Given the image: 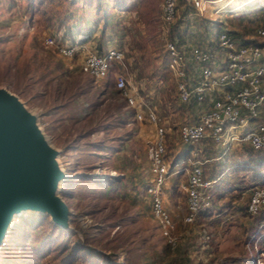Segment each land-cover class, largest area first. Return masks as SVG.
<instances>
[{
    "label": "rangeland",
    "instance_id": "rangeland-1",
    "mask_svg": "<svg viewBox=\"0 0 264 264\" xmlns=\"http://www.w3.org/2000/svg\"><path fill=\"white\" fill-rule=\"evenodd\" d=\"M220 2L228 10L221 21L232 33L254 36L264 26V0ZM160 3L0 0V89L34 116L56 151L55 163L65 177L57 195L72 227L61 229L37 211L14 214L0 244V264H92L93 256L95 264H165L172 258L177 264H264V229L255 230V218L244 210L250 189L264 181V167L249 161L248 149L200 142L198 160L204 161V177L212 183L207 209L190 224L182 221L185 197L178 189L185 176L166 180L161 196L173 223L167 243L151 217L145 192L153 127L133 119L114 89L111 72L94 80L80 71L86 53L121 49L129 83L168 128L165 144L172 160L183 148L177 127L194 116L176 100L166 70L157 22ZM186 6L178 0V17ZM202 18L206 42L217 28L225 29L215 16ZM186 26V34L194 37V29ZM45 37L53 45H45ZM62 46L73 54L62 56Z\"/></svg>",
    "mask_w": 264,
    "mask_h": 264
},
{
    "label": "built area",
    "instance_id": "built-area-1",
    "mask_svg": "<svg viewBox=\"0 0 264 264\" xmlns=\"http://www.w3.org/2000/svg\"><path fill=\"white\" fill-rule=\"evenodd\" d=\"M220 1L185 0L192 16L217 19L228 12L222 9L224 4ZM260 16L264 21V5L260 7ZM177 17L178 0H161L157 22L166 70L176 100L181 104L193 103L198 116L195 121L177 127L178 143L191 145L188 155L179 161L167 159L168 128L154 108L142 103L136 88L129 83L121 49L108 47L86 53L80 64V71L94 80L103 79L111 72L114 89L125 107L131 109L133 119L153 127V138L146 151L150 178L145 192L151 217L167 243L171 241L173 223L163 206L161 192L170 176L178 173L185 176L179 184L185 197L183 222L192 223L197 213L209 205L207 191L212 182L204 178V161L198 160L196 145L200 141L207 139L224 148L245 145L252 151L264 152V26L256 29L253 40L246 43H238L223 29L215 31L212 47L189 45L184 52L168 40L170 25ZM43 42L53 45L51 37H45ZM58 51L66 57L74 52L68 46ZM261 211H264V181L250 189L245 204L249 216ZM258 229H264V219L257 225Z\"/></svg>",
    "mask_w": 264,
    "mask_h": 264
},
{
    "label": "water",
    "instance_id": "water-1",
    "mask_svg": "<svg viewBox=\"0 0 264 264\" xmlns=\"http://www.w3.org/2000/svg\"><path fill=\"white\" fill-rule=\"evenodd\" d=\"M37 128L34 116L0 89V244L10 218L23 210L45 213L53 225L72 230L64 225L70 221L66 204L54 192L56 151Z\"/></svg>",
    "mask_w": 264,
    "mask_h": 264
},
{
    "label": "trees",
    "instance_id": "trees-1",
    "mask_svg": "<svg viewBox=\"0 0 264 264\" xmlns=\"http://www.w3.org/2000/svg\"><path fill=\"white\" fill-rule=\"evenodd\" d=\"M143 7L144 6L140 4V6L138 8V12H139L141 18H143ZM202 17H204V16H202ZM202 17L192 16L191 15V9L188 6L182 8L180 13H179V17H177L173 21V23L170 25V30L168 33V40L172 41L178 49H182L184 52L187 51L189 45H197L199 47H212L213 46L212 42L211 41L206 42L204 37H203V34H201L202 27H203V29H206V25L203 24V26H202V21H201L203 19ZM187 24L192 29H194V31H193L194 37H193V35L188 36V34H186V32H187V28H186L187 26L186 25ZM181 25H183L182 28L180 27ZM217 30H219V28ZM182 105H185V107L187 106L192 110V114L194 116L192 121H195L198 117L197 113L195 112V110H196V107H194L195 105L193 103L182 104ZM192 121H190V122H192ZM200 142L196 145V147H198V145H200ZM241 146H244L245 148H247L249 153H251L252 159L249 160L250 162H252L254 165L259 164L261 167H264V152H262V153L255 152V151H252L251 149H249L245 145H241ZM190 148H191V145H187V146L183 145L182 149H184V151L187 152V150ZM185 157H186L185 153H180L172 159V162L179 161ZM244 210H245V207H244ZM261 213L262 212H260L259 214L255 215V216H252L255 218L254 220L256 222L254 225L255 230H256L257 225L259 223H261L264 219V214L261 215ZM53 227H55V226H53ZM85 248L86 247H84L83 251H85L87 254H91V251L89 249L87 250ZM93 258H94V256L92 257V264H95L96 261ZM165 264H177L176 259L172 258V260L170 262L165 263Z\"/></svg>",
    "mask_w": 264,
    "mask_h": 264
},
{
    "label": "crops",
    "instance_id": "crops-1",
    "mask_svg": "<svg viewBox=\"0 0 264 264\" xmlns=\"http://www.w3.org/2000/svg\"><path fill=\"white\" fill-rule=\"evenodd\" d=\"M261 17V16H260ZM262 20V19H261ZM219 21H221V18L220 19H218V22ZM263 21V20H262ZM218 22H216V23H218ZM222 22V24H219L218 23V27H220V25L221 26H223L227 31H228V33L238 42V43H246V42H248V41H251V40H253V38H254V36H247V35H239L238 36V34H234V33H232V31H230V29H228V27L226 26V23H225V21H221ZM264 22V21H263ZM224 23V24H223ZM218 29V28H217ZM216 29V31H218ZM219 30H221L220 28H219ZM255 34V33H254ZM180 145H182V144H180ZM183 146V145H182ZM176 153V155H178V154H180V153H185V155L187 156L188 155V152H185L184 151V149H180V150H178V151H175ZM204 175V174H203ZM174 176V175H173ZM205 178V177H204ZM206 179V178H205ZM181 182H183V181H180V182H178V189H179V184L181 183ZM166 183V182H165ZM164 188V187H163ZM180 190V189H179ZM180 192H182L181 190H180Z\"/></svg>",
    "mask_w": 264,
    "mask_h": 264
},
{
    "label": "bare ground",
    "instance_id": "bare-ground-1",
    "mask_svg": "<svg viewBox=\"0 0 264 264\" xmlns=\"http://www.w3.org/2000/svg\"><path fill=\"white\" fill-rule=\"evenodd\" d=\"M10 95H12L10 92H8ZM38 131H39V128H37ZM39 133L42 135V137L44 138V135L42 132L39 131ZM56 155L54 154L53 158H55ZM57 170L60 172V176L57 178L56 182H55V186H54V192H56V190L58 189L59 187V184L61 183V179H62V170L61 168H57ZM56 194V193H55ZM23 210V209H22ZM18 212V211H17ZM16 213V212H15ZM14 214V213H13ZM12 215V214H11ZM65 226H69L70 227V221L64 223ZM2 238H3V235H2Z\"/></svg>",
    "mask_w": 264,
    "mask_h": 264
}]
</instances>
